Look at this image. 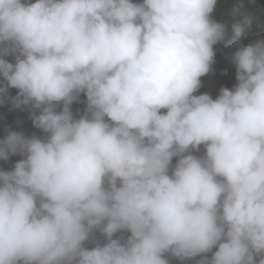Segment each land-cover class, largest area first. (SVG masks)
Returning <instances> with one entry per match:
<instances>
[{
	"label": "clouds",
	"instance_id": "9594fccd",
	"mask_svg": "<svg viewBox=\"0 0 264 264\" xmlns=\"http://www.w3.org/2000/svg\"><path fill=\"white\" fill-rule=\"evenodd\" d=\"M246 1L0 0V106L43 133L0 138L20 157L0 264H264V0ZM235 10L261 15L253 42Z\"/></svg>",
	"mask_w": 264,
	"mask_h": 264
},
{
	"label": "trees",
	"instance_id": "16d2710c",
	"mask_svg": "<svg viewBox=\"0 0 264 264\" xmlns=\"http://www.w3.org/2000/svg\"><path fill=\"white\" fill-rule=\"evenodd\" d=\"M245 14L249 15L252 18L254 12L253 11L239 12V11L235 10L233 23L240 22L243 15H245ZM254 25L255 24H251V27H254ZM250 28H248V31L245 33L241 43L245 44V43L253 42V38L249 37L250 36V31H249ZM228 53H229V51H228ZM9 59H11V58L9 57ZM223 60H225V59L222 58L220 60L215 56V62L212 65V71L211 72L218 74L222 77L227 75V73H228L227 71L236 72L235 68L233 67L234 66L233 63H232L233 66L230 67V66H227L223 62ZM0 79H2V78H0ZM16 91H17L16 89H10V93L12 95H15ZM85 99L86 98L84 97V95L81 94L80 100L78 102L73 103L72 109H73V112L76 113L77 115L82 113L84 108L86 107ZM82 105H84V107ZM20 124H26L30 127L29 131L26 134H32L35 132L38 135H43V133L40 130L35 129L33 127L32 122L29 119V114H28L27 110H23V111H21L19 109L9 110V106L7 104L0 106V138H2L5 135V127H9V128L14 130L16 128V126L20 125ZM17 159H20V157L14 156L5 164H3V161L0 160V168H4V169L10 168Z\"/></svg>",
	"mask_w": 264,
	"mask_h": 264
},
{
	"label": "bare ground",
	"instance_id": "6f19581e",
	"mask_svg": "<svg viewBox=\"0 0 264 264\" xmlns=\"http://www.w3.org/2000/svg\"><path fill=\"white\" fill-rule=\"evenodd\" d=\"M262 3H263V0H261L259 2V5H262ZM240 4L242 5L243 8H246V7H249L250 6V4L246 0H240ZM251 19H252V24H256L258 22V20L261 19V15H259V14L258 15H254L253 14V16H252ZM252 29H253V27H251L250 30H249L250 31V34L252 32ZM245 44H248V43H245ZM234 51H235V46H232V50L229 51V53H233ZM233 67L235 68V66H233Z\"/></svg>",
	"mask_w": 264,
	"mask_h": 264
},
{
	"label": "rangeland",
	"instance_id": "374dc122",
	"mask_svg": "<svg viewBox=\"0 0 264 264\" xmlns=\"http://www.w3.org/2000/svg\"><path fill=\"white\" fill-rule=\"evenodd\" d=\"M18 131H21V129H17ZM202 149H201V152L200 153H196V154H202ZM173 163H175V159L173 160Z\"/></svg>",
	"mask_w": 264,
	"mask_h": 264
}]
</instances>
